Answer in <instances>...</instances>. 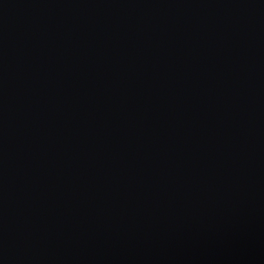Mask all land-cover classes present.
Returning <instances> with one entry per match:
<instances>
[{
  "label": "water",
  "instance_id": "1",
  "mask_svg": "<svg viewBox=\"0 0 264 264\" xmlns=\"http://www.w3.org/2000/svg\"><path fill=\"white\" fill-rule=\"evenodd\" d=\"M0 264H264V0H0Z\"/></svg>",
  "mask_w": 264,
  "mask_h": 264
}]
</instances>
